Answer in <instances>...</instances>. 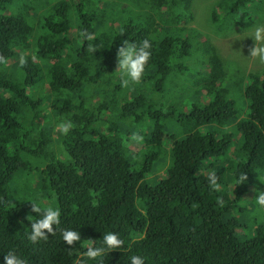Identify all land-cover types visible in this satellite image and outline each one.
<instances>
[{
  "label": "trees",
  "instance_id": "trees-1",
  "mask_svg": "<svg viewBox=\"0 0 264 264\" xmlns=\"http://www.w3.org/2000/svg\"><path fill=\"white\" fill-rule=\"evenodd\" d=\"M250 1L214 0L210 23L245 28ZM192 2L0 0V264L9 250L27 264H264V66L246 86L229 78L188 24ZM149 37L144 75L125 85L117 48ZM33 202L61 213L37 243ZM65 229L81 239L67 246ZM109 231L119 250L75 260Z\"/></svg>",
  "mask_w": 264,
  "mask_h": 264
},
{
  "label": "clouds",
  "instance_id": "clouds-1",
  "mask_svg": "<svg viewBox=\"0 0 264 264\" xmlns=\"http://www.w3.org/2000/svg\"><path fill=\"white\" fill-rule=\"evenodd\" d=\"M84 39H93L91 34L86 32L81 33ZM252 39L256 42L254 47L250 50V56L258 57L264 61V26H257L252 34ZM152 38H144L137 41L124 40L116 51V72L121 81L127 85L128 83H139L144 75L145 66L149 62L152 55ZM95 48H92V52ZM20 64L25 63V57L22 54L19 60ZM72 121L67 118H62L57 123V128L61 135H67L72 128ZM139 140L140 137H135ZM246 179L245 174L241 173L236 177L235 184H240ZM208 184L211 189L218 190L217 176L214 172L208 173ZM260 182L264 180V176L258 179ZM255 204L258 209H264V190H255ZM32 211L36 213V219L30 223V231L27 236L30 241L37 243L40 240L46 239L49 234L53 233L56 226L60 224V209L54 206H41L38 202L31 203ZM62 239L67 246L73 245L74 242L79 241L80 234L76 230L65 229L62 231ZM123 241L118 234L114 232H106L103 234L100 246L92 247V242L83 241L81 246L76 251L75 260L85 255L88 260L98 261V258L112 250H119L122 247ZM85 249L83 252L82 250ZM131 264H144V257L142 255H132L130 257ZM3 264H27L26 260L14 251L9 250L3 257ZM81 264H84L82 261Z\"/></svg>",
  "mask_w": 264,
  "mask_h": 264
},
{
  "label": "rangeland",
  "instance_id": "rangeland-1",
  "mask_svg": "<svg viewBox=\"0 0 264 264\" xmlns=\"http://www.w3.org/2000/svg\"><path fill=\"white\" fill-rule=\"evenodd\" d=\"M214 0H193V20L188 22L190 26H193L195 31L202 34L199 38L200 41L208 40L210 44L216 46L218 53L224 61V68L228 72L232 71L229 78L234 79L239 74H242V86H246L249 83L248 72L261 71L264 66V61H261L258 57H251L250 50L255 45V41L252 39V34L257 26H264V0H251L248 5L243 6L242 11H248L244 14V20L246 21L245 28L232 27L227 25H222L223 31H217L218 27L216 24L210 23L209 12L212 8ZM219 1V0H218ZM240 18V17H239ZM157 100L161 101L159 98H163L162 94L156 95ZM238 105L241 109V115L244 116L243 112L246 110L242 109L241 103L238 101ZM171 122L169 128L174 131L176 126L174 124L173 128ZM171 126V127H170ZM127 133L126 129H123V135ZM165 167L160 168L157 172L158 174L163 173ZM154 174V173H153ZM152 174V177H153ZM36 175H30L29 177L34 179ZM150 177V176H149ZM151 177V179H153ZM252 193L247 192V195H252ZM245 199H250L251 197H244Z\"/></svg>",
  "mask_w": 264,
  "mask_h": 264
}]
</instances>
